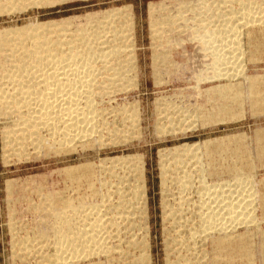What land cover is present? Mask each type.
Masks as SVG:
<instances>
[{"label": "rangeland", "instance_id": "rangeland-1", "mask_svg": "<svg viewBox=\"0 0 264 264\" xmlns=\"http://www.w3.org/2000/svg\"><path fill=\"white\" fill-rule=\"evenodd\" d=\"M248 7L252 13L255 12V16H262L261 22L255 24L257 26L239 24L242 20L238 18V13ZM230 13L233 15L230 16ZM225 14L227 22L223 23L224 17L220 15ZM263 16L264 0L1 1L0 39L6 36L5 33L18 28L51 22L57 26H48V29L43 26L46 30L50 29L48 33L44 31L43 38L53 42L58 40L57 36L64 34L62 30L65 26L66 29L67 25L73 27L70 28L73 31L88 24L85 35L88 39L85 38L87 40L80 47L82 49L77 48V52L81 51L78 52L79 60H90L92 80L97 81L94 85L102 90L96 92L99 96L95 93L92 97L93 111L97 115L96 133L93 138L72 143L67 150L59 146L58 137L51 139L47 133L44 135L49 140L45 138L48 142L45 146L50 148L36 150L28 146L22 154L18 151L14 153L10 148L4 149L2 132L11 128L13 121L0 116V264H51L48 262L50 255H47L52 252L55 255L56 251L52 250H55L61 237L58 235L62 224L57 219L58 215L53 216L49 211L57 210L56 204L66 202V199L73 207L83 205L80 207L82 212L78 207L79 215H76L79 226L82 224L81 230L84 227L85 231H89L85 224L93 223L95 218L93 214V218H86L89 208L85 207L92 208L94 204L101 211L99 221L108 224L112 219L115 223L101 231L108 238L101 244V247L104 246L101 251L95 250L100 255L80 259L73 264H146V261L149 262L147 264H264L260 256L264 235V102L257 103L256 99L264 94V83L256 87L258 95L255 91L253 95L249 80L264 77ZM56 29L61 30L57 32ZM64 39L69 40V34ZM215 48L222 51L214 52ZM238 49H241L240 54ZM229 50H232V55L237 53L233 59H229ZM235 50L237 52L234 53ZM0 55L1 78L6 58L5 52L0 51ZM220 55L224 57V62L232 59L231 64H236L235 68L230 63H226L225 67L234 68L233 71L237 69L241 74L228 80L224 77L212 79L210 76L216 71L211 63L215 62L214 56ZM113 63H117L116 68ZM112 72L116 78H113L115 75ZM120 72L125 74L121 76ZM227 85L240 86L243 100L236 93L225 98L218 96L216 90L210 91ZM105 89L106 92H103ZM230 108L232 112H229ZM224 111L230 115L220 114ZM225 138L228 142L223 140ZM189 144L197 146H192L188 152L179 149L173 157L175 147ZM129 157L132 161L128 165L113 162L114 158ZM88 162L93 163L95 168L85 175L87 178L76 177L81 180L79 182L67 179L63 174L70 166ZM180 165L186 166V170L183 166L176 169ZM142 166L143 179L139 174ZM184 176V182L189 176L193 178L189 180L191 185L187 190L180 184ZM238 177L241 180H237ZM179 178L182 180L180 183ZM138 184L144 190L142 196L145 199L139 196L138 200L142 204L134 199ZM229 189H234L233 197L236 199H233L240 200L241 207H248L246 201L254 207L248 208L251 212L246 210L247 213H244L245 208H238L240 213L244 211L240 219L250 215L251 223L246 220L248 224H237L232 234L223 229L225 233L222 235L221 231L206 229L209 223L206 221L210 219L206 215L213 217L211 223L217 222V215H225V209L221 208L228 199ZM61 198L65 199L62 201ZM115 205H118L117 208ZM171 212L174 214L172 219L167 217ZM83 218L89 219L85 221ZM204 231L208 235L201 236L202 233L207 234ZM194 232L201 237L196 234L194 237ZM221 236L226 239L220 242ZM81 238L79 240L83 241L84 237ZM142 242L149 246V260L145 258L146 253L140 251ZM82 244L79 250L82 246L81 250H87L88 243L87 247ZM89 245V249L98 248L95 243ZM244 247L251 248V254ZM109 248L110 252L115 251L111 255L104 253ZM141 259L144 261L141 262Z\"/></svg>", "mask_w": 264, "mask_h": 264}, {"label": "bare ground", "instance_id": "bare-ground-1", "mask_svg": "<svg viewBox=\"0 0 264 264\" xmlns=\"http://www.w3.org/2000/svg\"><path fill=\"white\" fill-rule=\"evenodd\" d=\"M0 0V4H1ZM5 1H17V0H5ZM253 1V0H252ZM23 2V1H22ZM51 2V1H50ZM39 3V2H38ZM9 5V4H8ZM7 5V6H8ZM23 5V4H22ZM2 7V6H1ZM9 7V6H8ZM213 7V6H212ZM231 7V6H230ZM245 7V6H244ZM261 8V7H260ZM4 9V8H3ZM6 9V8H5ZM225 9V8H224ZM251 8H242V11L238 14H240L238 16L239 19L242 20L241 23L239 24H244V25H255L259 22H261V17L255 16L254 13L255 12H251L250 10ZM13 10V9H12ZM177 10V9H176ZM201 10V9H200ZM205 10V9H203ZM180 11V10H179ZM207 11V10H206ZM253 11V10H252ZM198 12V11H197ZM232 12V11H231ZM178 13V12H177ZM203 13V12H202ZM236 13V12H235ZM236 13V14H237ZM196 14V13H195ZM232 13H230L229 15L231 16ZM257 14V13H256ZM233 15V14H232ZM220 16H226L225 15H220ZM228 16V15H227ZM229 16V17H230ZM198 17V16H197ZM222 17V18H223ZM264 17V16H263ZM202 18V17H201ZM237 18V17H236ZM191 19V18H190ZM218 19V18H217ZM228 19V18H227ZM230 19V18H229ZM232 20V19H230ZM238 19V20H239ZM195 20V19H194ZM234 20V19H233ZM237 20V21H238ZM221 21V19H220ZM236 21V22H237ZM264 21V20H263ZM110 22V21H109ZM198 22V21H197ZM222 22L226 23L227 21H225V17L224 20H222ZM234 22V21H232ZM175 23V22H174ZM196 23V22H195ZM231 23V22H230ZM56 23H46V24H38L36 26L33 27H21L18 28V30H14V31H8L9 33H5L6 36H4L3 38L1 37L0 39V51H2L3 53L5 52V58H6V64H5V68H4V74L1 76L0 78V116L3 118H7V119H11V121H13V125L11 128H6L3 130V148H10L11 150L14 151H18L22 154V152L27 151L28 150V146L33 147L34 149H43V147L46 148H50V146H45V144H47L48 142L46 141V139L49 140V138H47L44 133H47L51 139L52 138H57L58 137V142H59V146H61V148H65L67 150V148L71 147L72 143L76 142H82L84 139H87L88 137H92L94 136V134L96 133L95 130V116H97L94 113V107H93V95H95V93L99 92L101 89L100 86H96L94 84H96L97 81L92 80V71L89 70L90 69V63H88L89 61H86L88 59H85V61H82L83 58H81L82 60H79V54L78 52L82 49H80V47L82 46V44L88 39L85 35H86V30H87V25H83L82 27L80 26L79 28L75 29V30H71L68 25H67V29L66 26L64 28V30H62V32L64 34H60L58 37L57 41L51 42L50 40H45L46 38H43L45 35L44 33H48L49 30L47 27L48 26H53ZM91 24V23H89ZM169 24V23H168ZM167 24V25H168ZM173 24V23H172ZM198 24V23H197ZM46 25V26H45ZM125 25V24H124ZM132 25V24H131ZM163 25V24H162ZM165 25V24H164ZM176 25V24H175ZM231 25V24H229ZM233 25V24H232ZM246 25V26H247ZM261 25V24H259ZM43 26L46 27L43 28ZM57 26V25H55ZM70 26V25H69ZM87 26V27H86ZM114 26V25H113ZM120 26V25H119ZM198 26V25H197ZM242 26V25H241ZM257 26V25H255ZM59 27V26H58ZM130 27V26H129ZM169 27V26H168ZM249 27V26H248ZM51 28V27H50ZM70 30H69V29ZM123 28V27H122ZM232 28V27H231ZM230 28V29H231ZM234 28V27H233ZM232 28V29H233ZM74 29V28H73ZM105 29V28H104ZM221 29V28H220ZM58 30V29H56ZM55 30V31H56ZM61 29H59L57 32H60ZM106 30V29H105ZM104 30V31H105ZM123 30V29H122ZM126 30V29H125ZM129 30V29H128ZM205 30V29H204ZM46 31V32H44ZM100 31V30H99ZM103 31V30H102ZM110 31V30H109ZM112 31V30H111ZM115 31V29H114ZM118 31V30H117ZM228 31V29H227ZM226 31V32H227ZM230 31V30H229ZM233 31V30H232ZM236 31V29H235ZM251 31V30H250ZM94 32V31H93ZM97 32V31H96ZM177 32V31H176ZM219 31H217L218 33ZM102 33V32H101ZM115 33V32H114ZM206 33V32H205ZM235 33V32H234ZM52 34V33H51ZM70 36L69 40L64 39L65 35ZM99 34V33H98ZM225 34V33H224ZM237 34V33H236ZM47 35V34H46ZM54 35V34H52ZM93 35V34H92ZM97 35V34H96ZM130 35V34H129ZM213 35V34H212ZM233 35V34H232ZM231 35V36H232ZM239 35V34H238ZM102 36V35H101ZM229 36V37H231ZM234 36V35H233ZM92 37V36H91ZM252 37V36H251ZM49 38V37H47ZM53 38V37H52ZM85 38H87L85 40ZM216 38V37H215ZM221 38V37H220ZM223 38V37H222ZM232 38V37H231ZM230 38V39H231ZM56 39V38H55ZM131 39V38H130ZM237 41L239 38H237ZM224 40V39H223ZM234 40V39H233ZM92 41V40H91ZM111 41V40H110ZM210 41V40H209ZM88 42V41H87ZM168 42V41H167ZM223 42V41H222ZM220 41V43H222ZM104 43V42H103ZM115 43V42H114ZM224 43V42H223ZM222 43V44H223ZM232 43V42H231ZM236 43V42H233ZM90 44V43H89ZM88 44V45H89ZM92 44V43H91ZM127 44V43H126ZM230 44V41L229 43ZM112 45V44H111ZM226 45V44H225ZM236 45V44H233ZM87 46V44H86ZM92 46V45H91ZM115 46V45H114ZM221 46V45H220ZM228 46V45H227ZM231 45H229V48ZM237 46V45H236ZM236 46H234L236 48ZM117 47V45H116ZM119 47V46H118ZM218 47V46H217ZM233 47V46H232ZM77 48H79L80 50L77 52ZM85 48V46H84ZM100 48V47H99ZM98 48V49H99ZM220 48V47H218ZM218 48L214 49L219 51ZM226 48V47H224ZM228 48V49H229ZM237 48H239V46H237ZM95 49V48H94ZM113 49V48H112ZM111 49V50H112ZM123 49V48H122ZM209 49V48H208ZM213 49V48H212ZM226 49V50H228ZM87 50V49H86ZM110 50V51H111ZM210 50V49H209ZM234 50V49H233ZM239 51L237 52L236 50L234 51L239 53L241 51V49H238ZM85 51V50H84ZM99 51V50H98ZM121 51V50H120ZM216 51V52H217ZM222 51V50H220ZM219 51V52H220ZM81 52V51H80ZM83 52V51H82ZM94 52V51H93ZM103 52V51H102ZM225 52V50H224ZM228 54L230 53V58L233 59V57H235V54L237 55V53H235L234 55H232V50L227 51ZM109 53V52H107ZM112 53V52H111ZM118 53V52H117ZM213 53V52H212ZM223 53V52H222ZM81 54V53H80ZM85 54V53H84ZM106 54V52H105ZM221 54V53H220ZM240 54V53H239ZM238 54V55H239ZM91 54H89L90 56ZM96 55V54H95ZM119 55V54H118ZM121 55V54H120ZM213 55V54H212ZM215 55H218V53H216ZM224 55V54H222ZM226 55V54H225ZM224 55V56H225ZM242 55V53H241ZM1 56V55H0ZM104 56V55H102ZM115 56V55H114ZM208 56V55H207ZM110 57V55H109ZM116 57V56H115ZM159 57V56H158ZM170 57V56H169ZM214 56L213 57V61H215L214 63H211L214 66V71H216V73H214L213 76H210L213 78H227L231 79V78H235V76L237 74H241V72H239L237 69L236 70H232L234 69L236 66V64L234 65V62L232 63L234 68L231 69V67H225L226 63L227 64H231L232 59L227 60V62H224L225 60L220 56L217 57ZM239 57V56H238ZM236 57V59H238L239 61L240 58ZM242 57V56H241ZM1 58V57H0ZM85 58V57H84ZM101 58V57H100ZM104 58V57H103ZM117 58V57H116ZM227 58V57H225ZM2 59V58H1ZM96 59V58H95ZM249 59V58H248ZM156 60V58H155ZM154 62H157L155 61ZM158 60V59H157ZM164 60V59H163ZM163 60L161 62H163ZM235 60V59H234ZM116 61V60H115ZM113 61V62H115ZM160 61V60H159ZM212 61V62H213ZM236 61V60H235ZM262 61V60H261ZM95 62V61H94ZM121 62V61H120ZM255 63V61H253ZM106 63V62H105ZM105 63H103L105 65ZM108 63V62H107ZM240 63V62H239ZM4 64V63H3ZM112 64V63H111ZM111 64L110 67H111ZM114 64V63H113ZM122 64V63H121ZM231 64V65H232ZM87 65L89 67H87ZM117 65V63H115L113 66ZM158 65V64H157ZM217 65V66H216ZM106 66V65H105ZM104 66V67H105ZM119 67L121 65H118ZM156 66V65H155ZM154 66V67H155ZM224 66V67H221ZM167 67V66H165ZM92 68V67H91ZM113 67H111L112 69ZM116 68V66H115ZM213 68V67H212ZM244 68V67H243ZM121 69H123V66H121ZM94 70V69H92ZM100 70V69H99ZM110 70V69H109ZM119 70V69H118ZM212 70V69H211ZM232 70V72H231ZM240 70V69H239ZM112 71V70H111ZM110 71V72H111ZM124 71V70H122ZM129 71V70H128ZM156 71V70H155ZM115 72H117L115 70ZM119 72V71H118ZM126 72V71H125ZM114 73V72H112ZM125 73H122V75H124ZM112 75V74H111ZM110 75V76H111ZM115 75V73H114ZM121 75V72H120ZM121 75V76H122ZM200 76V75H199ZM241 76V75H240ZM116 78V75L113 76V78ZM119 77V76H117ZM126 77V76H125ZM99 78V77H98ZM122 79V78H121ZM201 79V78H200ZM211 79V80H212ZM246 79V78H245ZM249 79V78H248ZM114 80V79H113ZM112 80V81H113ZM250 90L255 91L258 87H260L261 83H264V77L263 78H250ZM110 81V80H109ZM111 81V82H112ZM202 81V80H201ZM159 86V85H158ZM239 86V85H238ZM240 87V86H239ZM236 88L235 85H227V86H220L218 88H212L210 89V91H215L217 92L218 96H222V97H229V95L233 93H236L237 95H241V87L240 88ZM257 87V88H256ZM262 87V86H261ZM104 88V87H103ZM249 88V87H248ZM264 88V87H263ZM108 90V89H107ZM114 90V89H113ZM249 90V89H248ZM248 90H246L248 92ZM209 91V90H208ZM209 91V92H210ZM250 91V92H251ZM106 92V89L105 91ZM249 92V93H250ZM254 92V93H255ZM97 96H99V94H97ZM110 93V92H109ZM208 93V92H207ZM212 93V92H211ZM243 93V92H242ZM253 93V95H254ZM257 93V92H256ZM255 93V94H256ZM101 94V93H100ZM108 94V92H107ZM216 94V93H215ZM249 95V94H248ZM252 94L250 93V96ZM252 95V96H253ZM258 95V93H257ZM236 96V95H235ZM251 96V97H252ZM256 96V95H255ZM95 97V96H94ZM242 97V96H241ZM240 97V98H241ZM96 98V97H95ZM94 98V99H95ZM238 98V99H240ZM243 100V98H241ZM252 99V98H250ZM257 103H262L264 102V94H262L261 96H258L257 98ZM241 101V100H240ZM239 103V102H238ZM243 103V102H242ZM241 103V104H242ZM251 103V102H250ZM236 105V104H235ZM251 105V104H250ZM162 106V105H161ZM240 106V105H239ZM257 106V105H256ZM261 106V105H260ZM260 108V107H259ZM162 109V108H161ZM224 109V108H223ZM222 110V109H221ZM233 110V109H232ZM231 108L229 110V112L231 111ZM123 111V110H122ZM219 111V110H218ZM262 111V110H261ZM228 111H224L221 112L220 114H224V115H230ZM259 112V111H258ZM235 114V113H234ZM232 116V115H231ZM126 117V116H125ZM220 117V116H219ZM222 117V116H221ZM220 117V119H221ZM240 117V116H239ZM214 118V117H211ZM218 118V117H217ZM223 118V117H222ZM225 119V118H224ZM179 120V119H178ZM213 120V119H212ZM10 121V120H9ZM217 121V119L215 120ZM214 121V122H215ZM210 122V121H209ZM104 123V122H103ZM12 124V123H11ZM206 124V123H205ZM97 125V124H96ZM10 127V126H9ZM103 127V126H102ZM178 127V126H177ZM115 128V126H114ZM128 129V128H127ZM122 131V130H121ZM181 131V130H180ZM184 132V131H183ZM260 131H258L259 134ZM262 132V131H261ZM112 133V132H111ZM264 134V133H262ZM123 135V134H122ZM121 135V136H122ZM46 138V139H45ZM93 138V137H92ZM229 139V138H227ZM55 140V139H53ZM223 140H226L223 139ZM222 140V141H223ZM57 141V140H55ZM126 141V140H125ZM210 141V140H209ZM220 141V140H219ZM218 141V142H219ZM228 142V140H226ZM261 141V140H260ZM224 142V141H223ZM53 143V141H52ZM210 144L213 142H209ZM215 143V141H214ZM217 143V141H216ZM54 144V143H53ZM56 144V143H55ZM58 144V143H57ZM101 144V143H100ZM106 145V144H105ZM192 146L195 147L197 146L196 144H189V145H183V146H178L174 148V152L173 153V157L174 154H178L179 149L182 151L190 150L192 149ZM53 148V146H52ZM51 148V150H52ZM59 149V148H58ZM71 149V148H70ZM44 150V149H43ZM46 150V149H45ZM50 150V149H49ZM48 149L46 151H49ZM61 150V149H60ZM239 150V149H238ZM261 150V149H260ZM169 152V151H168ZM186 152V153H187ZM36 153V152H35ZM51 153V152H49ZM170 153V152H169ZM181 153V152H180ZM179 153V154H180ZM17 154V152H16ZM26 154V153H25ZM58 154V153H57ZM164 156V155H163ZM188 156V155H187ZM180 157V156H179ZM260 157V156H259ZM263 157V156H262ZM161 158V157H160ZM167 158V157H165ZM264 158V157H263ZM132 158H114L113 162L117 163L118 165H128L129 162H131ZM111 160V159H110ZM164 160V159H163ZM166 160V159H165ZM184 160V159H183ZM183 162V161H182ZM187 162V161H186ZM200 162V161H199ZM141 163V161H140ZM185 163V162H184ZM176 164H177V160H176ZM180 164V163H179ZM182 164V163H181ZM192 164V163H191ZM131 165V164H130ZM178 165V164H177ZM176 165V166H177ZM181 166V165H180ZM179 168L176 167V169H180L182 168V166ZM186 166H188V164L186 163ZM186 166H183V168L185 167L184 170H186ZM253 166V165H252ZM116 167V166H115ZM94 165L93 163H84L83 165L80 166H70L68 168H66L63 171V174L65 175V177H67V179L69 178H73L76 179V177H78L79 179L85 178L87 174H89L90 171L93 172L94 169ZM129 168V167H128ZM246 169V168H245ZM141 173L142 171H144L143 166L140 167ZM204 170V169H203ZM164 171V170H163ZM182 171V170H181ZM202 171V170H201ZM241 171V170H240ZM185 172V171H184ZM91 173V172H90ZM165 173V172H164ZM176 173V172H175ZM163 174V173H162ZM179 174V173H178ZM165 175V174H164ZM182 175H185L182 173ZM241 175V173H240ZM85 176V177H84ZM139 176V175H138ZM170 176V175H169ZM247 176V175H246ZM75 177V178H74ZM94 177V176H93ZM140 177L143 179V174L142 176L140 175ZM87 178V177H86ZM91 178V177H90ZM90 178L88 179L89 181ZM177 178V177H176ZM182 178V177H181ZM192 178V177H191ZM187 177V180L184 182L185 180V176L183 178V183H180L182 180H180L179 178V183L182 184L181 186H183L186 190L188 188L189 185H191V181H189L190 179ZM193 179V178H192ZM239 179V177L237 178V180ZM77 180V179H76ZM166 179H164L165 181ZM236 180V179H235ZM236 180V181H237ZM241 180V179H239ZM78 181V180H77ZM81 181V180H79ZM78 181V182H79ZM87 181V180H86ZM119 181V180H118ZM163 181V182H164ZM176 182H178L176 180ZM141 183V180H140ZM143 183V182H142ZM238 183V181H237ZM240 183V182H239ZM242 183V182H241ZM119 184V183H118ZM166 184V181L165 183ZM230 184V183H229ZM245 184V183H244ZM233 185V184H231ZM236 185V184H235ZM239 185V184H238ZM92 186V185H91ZM111 186V185H110ZM194 186V185H193ZM142 187V186H141ZM140 185L138 184L135 188V200L136 202L139 203V196L141 197L143 194V188L141 189ZM144 187V186H143ZM181 187V188H183ZM190 187V186H189ZM234 188V185L232 186ZM252 187V186H251ZM90 188V187H89ZM183 188V189H184ZM202 188V187H201ZM204 188V187H203ZM218 188V187H217ZM231 188V187H230ZM237 188V187H236ZM249 188V187H248ZM180 189V188H179ZM209 189V188H208ZM215 189V188H214ZM93 190V189H92ZM98 190V189H97ZM117 190V189H116ZM143 190V191H142ZM207 190V189H206ZM223 190V189H221ZM244 190V189H243ZM250 190V189H249ZM94 191V190H93ZM182 191V190H181ZM219 191V190H218ZM224 191V190H223ZM237 191V190H236ZM184 192V191H183ZM195 192V191H194ZM212 192V191H211ZM229 194L228 195V199L227 196H225L226 200L224 203V208L221 209H225L224 211L226 212L224 216L221 217L220 215H217V222L213 221V223H211L210 219H212L211 217H209L210 215H206V217L208 216L209 221L207 220L206 222H209L208 225L206 226V229L209 228L210 230H215V232L217 231H221L223 229H227L229 230L228 232L230 233L232 230H235L237 228V224H248L251 223L249 222V216L248 218L247 216L243 217L240 219V215L243 214V212L240 210H238V208H243L241 210L245 211L249 209L248 208H253L254 206L251 205L252 203L249 204L248 202L247 206L245 207H241L240 203L238 200H235L236 198L233 197V194L235 193L234 189H229L228 190ZM182 193V192H181ZM209 193V191H208ZM251 193V192H250ZM249 193V194H250ZM253 193V192H252ZM56 194V193H55ZM122 194V193H121ZM204 194V193H203ZM242 194V193H241ZM240 194V195H241ZM208 195V194H207ZM201 196V195H199ZM203 196V195H202ZM215 196V195H213ZM219 196V195H218ZM224 196V195H223ZM237 196V195H234ZM249 196V195H248ZM252 196V195H251ZM250 196V197H251ZM143 198L145 196H142ZM216 197V196H215ZM50 198V196H49ZM53 198V197H51ZM57 198V197H56ZM142 198V199H143ZM210 198V197H209ZM214 198V197H213ZM218 198V197H217ZM234 198V199H233ZM238 198V197H237ZM62 199V198H61ZM65 199V198H63ZM62 199V201H63ZM145 199V198H144ZM246 200H250L245 198ZM245 199L242 201L245 202ZM69 200V199H68ZM66 199V202H62L60 204H56L57 205V210L55 209V211H53L52 209H50V213L53 214H57V219L59 218L61 222V227L59 228V233L61 236L59 238V241L55 247V250L52 251H56L55 255L53 254V252L51 254H53V256L51 254H46L48 258H46V260L48 259V262H51V264H73V263H78L79 261H81L80 259H87L90 257H95L96 255H100L99 253H97L95 250L101 251L104 247H101V244L106 241V239L108 237H104L103 235L105 233H102L101 231L107 227L105 226H112L115 225V223L109 220H106V222H108V224H106L105 222H101V220L99 221V217L98 214L99 212V208L97 206L92 205V208H90L89 206L85 207L86 209L89 208V210L86 211L85 208L84 211L88 212L85 213V215L87 217H92V214L94 215V221L93 223H87L85 225H88L86 228L89 229V231H85V228L83 227V229L81 230L80 226H82V224L79 226V223L77 222V210L79 211V208L82 206H78V207H73L70 203V200L68 201ZM190 200V199H189ZM253 200V198H252ZM56 201V199L54 200ZM68 201V202H67ZM103 201V200H102ZM110 201V200H109ZM133 201V200H132ZM144 201V200H142ZM166 201V200H165ZM186 201V200H185ZM223 202V200H221ZM254 201V200H253ZM125 202V201H124ZM41 203V202H40ZM56 203V202H55ZM119 203V202H118ZM137 203V205H138ZM141 203V202H140ZM139 203V204H140ZM207 203V202H206ZM220 203V202H219ZM243 203V202H242ZM108 204V203H107ZM142 204V203H141ZM170 204V203H169ZM179 204V203H178ZM209 204V202H208ZM216 204V203H214ZM245 204V203H244ZM243 204V205H244ZM50 205V204H49ZM124 205V204H123ZM223 205V204H222ZM116 206V205H115ZM114 206V207H115ZM118 206V205H117ZM116 206V208H117ZM209 207V206H208ZM45 208V207H44ZM48 208V207H46ZM50 208V207H49ZM48 208V209H49ZM55 208V206H54ZM78 208V209H77ZM113 208V207H112ZM168 208V207H167ZM82 208H80V211ZM115 209V208H114ZM123 209V208H122ZM220 209V210H221ZM101 210V209H100ZM124 210H126V208H124ZM188 210V209H187ZM222 210V211H223ZM253 210V209H252ZM94 211V212H93ZM200 211V210H198ZM223 211V212H224ZM248 211L244 212L247 213ZM254 211V210H253ZM74 212V214H72ZM201 212V211H200ZM209 212V211H208ZM213 212V211H212ZM221 212V211H220ZM251 212V209L250 211ZM239 213V214H238ZM50 214V215H51ZM118 214V213H117ZM210 214V213H209ZM253 214V212L251 213ZM49 215V216H50ZM79 215V214H78ZM100 215V214H99ZM201 215V214H200ZM244 215V214H243ZM247 215V214H245ZM139 216V215H138ZM192 216V215H190ZM212 216V214H211ZM242 216V215H241ZM79 217V216H78ZM89 217V218H90ZM166 217V215H165ZM167 217H169L170 219H172V217H174V214L169 213L167 215ZM205 217V218H206ZM251 217V216H250ZM254 217V216H253ZM252 217V218H253ZM88 218V219H89ZM251 218V221H252ZM84 219V218H83ZM86 219V220H88ZM107 219V218H106ZM109 219V218H108ZM168 219V218H167ZM219 219V220H218ZM254 219V218H253ZM85 220V219H84ZM85 220V221H86ZM204 220V218H203ZM202 220V221H203ZM248 220V223L247 221ZM79 221V220H78ZM81 221V220H80ZM83 221V220H82ZM84 221V222H85ZM187 221V220H186ZM83 222V223H84ZM111 222V223H110ZM118 223V222H117ZM130 223V222H129ZM51 224V223H50ZM135 225V224H134ZM182 225V224H181ZM203 225V224H202ZM255 225V224H254ZM54 226V225H52ZM84 226V224H83ZM245 226V225H244ZM249 226V225H248ZM182 227V226H181ZM57 228V226L55 227ZM205 227H203L204 230ZM247 228V227H246ZM54 229V227L52 228ZM79 229V230H78ZM250 229V228H249ZM202 230V231H203ZM42 231V230H41ZM47 231V229H46ZM53 231V230H51ZM80 231V232H79ZM85 231V232H84ZM105 231V229H104ZM130 231V230H129ZM196 231V230H194ZM198 231V230H197ZM208 231V230H207ZM224 231V230H223ZM48 232V231H47ZM56 232V231H55ZM84 232V234H83ZM109 232V231H108ZM189 232V230H188ZM206 232V231H204ZM212 231V233H215ZM41 233V232H40ZM82 233V235H80ZM110 233V232H109ZM207 233V232H206ZM225 233V232H224ZM222 232V235L224 234ZM228 233V234H229ZM193 236L196 234V232L192 233ZM198 234V233H197ZM196 234V235H197ZM219 234V233H218ZM232 234V232L230 233ZM229 234V235H230ZM45 235V234H44ZM84 235V236H83ZM201 236L203 235H208L207 234H200ZM200 235H197L198 237H201ZM221 235V234H219ZM247 235V234H246ZM47 236V235H46ZM82 236V238L80 237ZM111 236V235H110ZM227 236V235H226ZM50 237V236H49ZM84 237V239H83ZM86 239L88 240H85ZM112 237V236H111ZM196 237V236H194ZM193 237V238H194ZM222 238H220V242L222 241L221 239H224V236H221ZM83 239V241L85 240V245L86 243H88V249L90 247V244H94L98 247L97 249H87L86 248L83 250L82 247L79 248L82 244L80 243L82 240L79 239ZM171 238V237H170ZM191 238V239H193ZM204 238V237H203ZM228 238V237H227ZM25 239V238H24ZM36 239V238H35ZM219 239V238H218ZM226 239V238H225ZM233 239V238H232ZM230 239V240H232ZM56 240V239H55ZM58 240V239H57ZM56 240V241H57ZM195 240V239H193ZM201 240V239H200ZM28 241V240H27ZM55 241V242H56ZM82 241V242H83ZM108 241V240H107ZM119 241V240H118ZM133 242V240H132ZM226 242V240H225ZM230 242V241H229ZM228 242V243H229ZM84 243L82 245H84ZM105 243V242H104ZM196 243V241H195ZM142 249L140 251H142V253H146L149 250V246L148 244H145L144 242L140 243ZM225 244V243H224ZM227 244V243H226ZM261 244H262V248H261V258L262 260H264V235L261 239ZM80 245V246H79ZM84 245V247H85ZM93 248H95L93 245H91ZM58 247V248H57ZM87 247V245H86ZM146 247V248H145ZM188 247V245H187ZM58 251H57V249ZM102 248V249H101ZM243 248V247H240ZM245 248V247H244ZM45 249V248H44ZM78 249V250H77ZM246 249V248H245ZM251 249V248H250ZM250 249H246L247 252L249 254H251V250ZM105 250V249H104ZM109 250V251H108ZM108 250H105L104 253L105 254H109L113 253L110 252V248ZM245 250V251H246ZM80 251V252H79ZM103 252V251H102ZM115 252V251H114ZM49 253V252H48ZM102 253V254H104ZM145 255V258L147 260H149L147 257H150L149 254H147V256ZM37 255V254H36ZM144 255L142 257H144ZM97 257V256H96ZM141 257V258H142ZM250 257V256H249ZM144 258V259H145ZM143 262L144 260L141 259ZM146 261V260H145ZM169 261V260H167ZM140 262V263H141ZM149 263L146 261V264ZM171 263V262H170ZM169 262H167V264H170ZM179 263V262H178ZM91 264H97V263H91ZM99 264V263H98ZM143 264V263H142ZM145 264V262H144ZM175 264V263H174Z\"/></svg>", "mask_w": 264, "mask_h": 264}]
</instances>
